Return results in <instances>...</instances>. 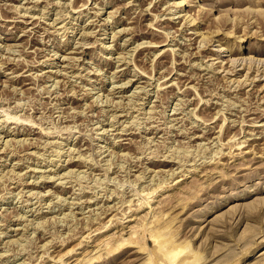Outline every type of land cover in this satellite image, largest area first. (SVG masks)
I'll return each instance as SVG.
<instances>
[{
    "label": "rangeland",
    "instance_id": "1",
    "mask_svg": "<svg viewBox=\"0 0 264 264\" xmlns=\"http://www.w3.org/2000/svg\"><path fill=\"white\" fill-rule=\"evenodd\" d=\"M185 1L0 0V264H264V0Z\"/></svg>",
    "mask_w": 264,
    "mask_h": 264
},
{
    "label": "bare ground",
    "instance_id": "2",
    "mask_svg": "<svg viewBox=\"0 0 264 264\" xmlns=\"http://www.w3.org/2000/svg\"><path fill=\"white\" fill-rule=\"evenodd\" d=\"M187 1H189V0H187ZM187 1H185L184 3H176L175 5H178L179 6V10L181 11L182 10V8H183V6L185 5V4H187ZM37 3V2H36ZM35 18V17H34ZM64 18V17H63ZM182 18V17H181ZM185 18V17H184ZM88 24V23H87ZM50 27V26H49ZM91 34V33H90ZM219 51V50H218ZM66 58V57H65ZM63 60H65L64 58H63ZM77 60V59H76ZM233 62V61H232ZM231 65V64H230ZM223 68V67H222ZM68 78V77H67ZM47 86V85H46ZM123 86V85H122ZM115 87V86H114ZM113 89V88H112ZM114 91V90H113ZM111 93H112V91H111ZM113 95H115V94H113ZM188 112V111H187ZM148 113V112H147ZM8 114V113H7ZM198 120V119H197ZM11 121V120H10ZM31 121V120H30ZM120 125V124H119ZM254 127V126H253ZM198 129V128H197ZM254 132V131H253ZM252 132V133H253ZM194 134V133H193ZM252 136H253V134H252ZM247 141V140H246ZM243 142V141H242ZM241 143V142H240ZM49 144V143H48ZM241 144H243V143H241ZM237 145V144H236ZM245 144H243L242 146H244ZM241 146V145H240ZM242 146H241V148H242ZM207 149V148H206ZM238 149V148H237ZM71 161H73V160H71ZM182 164V163H181ZM67 173H68V171H67ZM89 174V173H88ZM172 177V176H171ZM139 178V177H138ZM143 179V178H142ZM10 193V192H9ZM35 193V192H34ZM110 197V196H109ZM107 209H110V208H107ZM106 209V210H107ZM103 210V209H102ZM87 211V210H86ZM105 211V210H104ZM118 211V210H117ZM105 213V212H104ZM110 213V212H109ZM72 215V214H71ZM99 218V217H98ZM92 219V218H91ZM86 224V223H85ZM87 226V225H86ZM26 229V228H25ZM73 230V229H72ZM75 231V230H74ZM175 238V237H174ZM156 239V238H155ZM161 240V239H160ZM160 240H158L157 241V251H159V253L162 255V256H164L165 258H166V260L168 259L169 261H168V263H170V264H173V263H171L172 261H173V259L175 260H177L178 258L177 257H181L180 255L182 254L181 253V251L183 250V248H182V250H181V247H180V244L179 245H177V243H176V247L175 246H173V247H175V248H173V247H171V248H173L172 250H170V251H168V249L166 248V247H168L171 243H172V240L171 239H167V240H164V241H160ZM167 242V243H166ZM122 244V243H121ZM167 244V245H166ZM172 244H174V243H172ZM185 247V246H184ZM180 248V249H179ZM185 249V248H184ZM185 251V250H184ZM184 251H182V252H184ZM180 254V255H179ZM179 255V256H178ZM193 256V255H192ZM176 257V258H175ZM197 258V257H196ZM196 258H194L195 259V261H196ZM172 260V261H171ZM175 260V261H176ZM198 260V259H197ZM160 260H158V262H159ZM178 261V260H177ZM176 261V262H177ZM174 262V261H173ZM192 262H193V259H186V258H183V259H181L177 264H192ZM197 262V261H196ZM161 263H163V261H161ZM174 264H176L175 262H174Z\"/></svg>",
    "mask_w": 264,
    "mask_h": 264
}]
</instances>
